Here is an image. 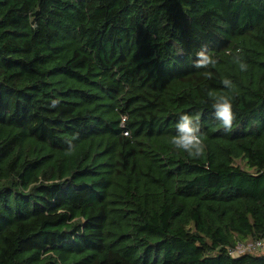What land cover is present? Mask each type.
Returning <instances> with one entry per match:
<instances>
[{
    "label": "trees",
    "instance_id": "16d2710c",
    "mask_svg": "<svg viewBox=\"0 0 264 264\" xmlns=\"http://www.w3.org/2000/svg\"><path fill=\"white\" fill-rule=\"evenodd\" d=\"M262 237L264 0H0V264H264L230 253Z\"/></svg>",
    "mask_w": 264,
    "mask_h": 264
},
{
    "label": "clouds",
    "instance_id": "9594fccd",
    "mask_svg": "<svg viewBox=\"0 0 264 264\" xmlns=\"http://www.w3.org/2000/svg\"><path fill=\"white\" fill-rule=\"evenodd\" d=\"M197 59L194 64L195 67H203L210 64H215V58L210 55L206 46H202L199 51L195 53ZM240 69L243 71L247 65L239 62ZM224 85L231 87V82L228 79L223 80ZM209 96L212 98V108L214 109V119L225 129L230 130L234 114L232 112V105L230 98L227 95H218L210 92ZM200 121L198 117H193L187 113H180L175 123V134L171 136L170 143L175 149L181 150L189 157H199L202 155L203 145L200 136Z\"/></svg>",
    "mask_w": 264,
    "mask_h": 264
},
{
    "label": "built area",
    "instance_id": "2783aa9c",
    "mask_svg": "<svg viewBox=\"0 0 264 264\" xmlns=\"http://www.w3.org/2000/svg\"><path fill=\"white\" fill-rule=\"evenodd\" d=\"M254 253V252H264V237L256 239L253 242L244 244L238 243L235 248L230 250L233 256H238L243 253Z\"/></svg>",
    "mask_w": 264,
    "mask_h": 264
}]
</instances>
